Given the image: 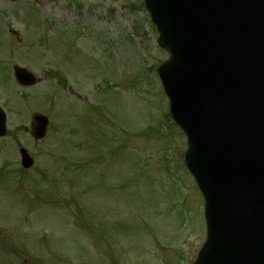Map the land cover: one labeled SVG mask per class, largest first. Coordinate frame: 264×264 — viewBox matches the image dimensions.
Wrapping results in <instances>:
<instances>
[{
	"label": "rangeland",
	"instance_id": "obj_1",
	"mask_svg": "<svg viewBox=\"0 0 264 264\" xmlns=\"http://www.w3.org/2000/svg\"><path fill=\"white\" fill-rule=\"evenodd\" d=\"M158 39L143 0H0V95L20 101L11 130L35 159L22 190L0 187V264L195 262L204 200L167 120ZM15 64L34 87L17 88ZM35 113L50 119L41 142ZM12 148L0 173L20 169Z\"/></svg>",
	"mask_w": 264,
	"mask_h": 264
},
{
	"label": "water",
	"instance_id": "obj_2",
	"mask_svg": "<svg viewBox=\"0 0 264 264\" xmlns=\"http://www.w3.org/2000/svg\"><path fill=\"white\" fill-rule=\"evenodd\" d=\"M173 58L159 69L176 122L189 138L186 162L206 199L208 240L196 264H264V0H145ZM214 36L210 64L198 53ZM211 43V42H210ZM24 86L36 77L16 68ZM243 89V100L238 95ZM33 136L48 119L34 117ZM34 164L22 149V165Z\"/></svg>",
	"mask_w": 264,
	"mask_h": 264
},
{
	"label": "flooded vegetation",
	"instance_id": "obj_3",
	"mask_svg": "<svg viewBox=\"0 0 264 264\" xmlns=\"http://www.w3.org/2000/svg\"><path fill=\"white\" fill-rule=\"evenodd\" d=\"M0 102H2V97H1V95H0ZM7 102H4V103H2V104H6ZM7 104H9V103H7ZM3 107V106H2ZM4 107H7V106H4ZM7 109V112L9 113V109L8 108H6ZM13 111V110H12ZM16 111V110H15ZM18 116L19 117H22V108H19L18 109ZM18 131L19 132H22V126L21 127H19V129H18ZM9 133V132H8ZM15 136V135H14ZM14 136H9V137H6V138H0V155L5 151V149H6V143H5V141L8 139V138H14ZM7 162H5V164H6ZM9 171V170H8ZM7 171V169H6V166H5V168H4V170L2 169V171H1V173H0V175H4V174H6V172H8ZM9 174H11V171H9ZM14 174H19V184L22 186V178H21V175H22V170L21 169H19V168H17V169H15L14 170V172L12 173V175H14Z\"/></svg>",
	"mask_w": 264,
	"mask_h": 264
}]
</instances>
